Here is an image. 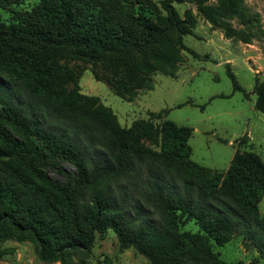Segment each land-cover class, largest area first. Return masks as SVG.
Listing matches in <instances>:
<instances>
[{
    "label": "trees",
    "instance_id": "trees-1",
    "mask_svg": "<svg viewBox=\"0 0 264 264\" xmlns=\"http://www.w3.org/2000/svg\"><path fill=\"white\" fill-rule=\"evenodd\" d=\"M170 1L160 22L143 9L117 19V0H44L18 24L0 18V237L29 238L41 260L68 264L111 229L151 264H241L210 244L240 232L264 257L257 152L236 149L225 171L202 166L191 159L192 127L154 121L168 110L123 126L97 96L80 92L62 63L91 61L97 80L133 99L152 88L154 72L174 73L181 38L193 33L194 15L182 17ZM201 12L215 25L223 15L244 16L239 0ZM233 87L244 91L234 77ZM254 92L264 113V80ZM65 162L73 174L52 177ZM191 220L200 231L181 229Z\"/></svg>",
    "mask_w": 264,
    "mask_h": 264
},
{
    "label": "rangeland",
    "instance_id": "rangeland-1",
    "mask_svg": "<svg viewBox=\"0 0 264 264\" xmlns=\"http://www.w3.org/2000/svg\"><path fill=\"white\" fill-rule=\"evenodd\" d=\"M44 0H0V18L7 24H18ZM164 0H117L115 16L124 20L123 12L143 9L160 22L167 14ZM244 16H221L213 24L202 12V5L217 6L220 0H171L184 17L190 12L196 19L193 33L183 35L178 47L181 60L170 74H151L152 88L141 89L127 100L93 75L89 60L67 56L62 63L73 73L80 92L97 96L110 107L121 125L129 126L151 112L168 110L165 118L193 128L189 139L191 159L202 166L225 171L236 149L252 150L264 160V113L255 107V84L264 80V0H239ZM176 44L174 43V46ZM233 77L244 91L234 90ZM188 101V102H187ZM187 102V103H185ZM185 103V104H184ZM202 105H204L202 107ZM245 140L239 141L242 137ZM63 171L50 175L65 181L73 172L71 163L61 164ZM264 215V195L259 202ZM200 231L191 220L181 228ZM213 251L227 262L264 264L257 246L238 232L224 245L210 240ZM0 264H63L45 262L38 256L36 244L29 238L9 233L0 237ZM68 264H151L133 247L122 248L113 230L98 233L90 250L75 251Z\"/></svg>",
    "mask_w": 264,
    "mask_h": 264
}]
</instances>
